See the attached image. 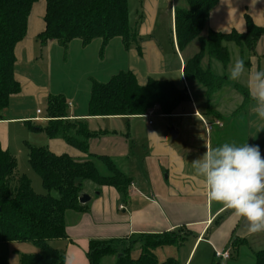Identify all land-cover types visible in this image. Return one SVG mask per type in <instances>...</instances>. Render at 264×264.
<instances>
[{
    "label": "crops",
    "instance_id": "1",
    "mask_svg": "<svg viewBox=\"0 0 264 264\" xmlns=\"http://www.w3.org/2000/svg\"><path fill=\"white\" fill-rule=\"evenodd\" d=\"M182 3L128 0L133 33L128 46L121 37H114L105 45L101 38L88 45L74 39L67 49L57 41L40 44L37 36L45 28L47 3L39 0L32 5L26 35L15 47L14 76L20 92L10 97L8 107L0 114L1 147L18 163L20 158L28 159L30 146H48L57 155L68 154L78 160L88 159L90 154L106 155L132 179L127 196L105 185L93 193L85 191L91 196L88 211L67 213V237L50 240L55 249L65 252L64 264L66 258L70 264H89L91 239L138 233L177 231L183 236L179 243L193 238L182 255L172 251L159 259L175 258L181 264H255L254 253L264 248V232L249 233L245 219L209 200L206 185L191 163L203 155L206 144L217 147L248 143L259 146L264 156V120L253 110L255 101L249 96L247 77L239 81L228 78L229 68L237 59L244 60L246 70H264V36L254 47L227 43L230 62L225 68L217 60L204 59L205 65L226 74L228 80L210 101L220 116L205 115L202 106L207 102L202 90L189 83L183 72L186 59L199 50V42L194 47V40L180 50L176 41L175 7ZM246 14L256 25L264 26V0H219L210 11L204 35L209 29L246 31ZM68 58L72 61H65ZM122 70H131L140 84L150 78L171 80L188 90L190 100L181 102L171 114L154 107L153 114L90 116L92 80L106 82ZM51 94H64L69 119L84 121L91 132L82 139V148L61 137L50 138L41 129L44 126L39 123L47 125L49 117L47 104L46 111L38 105ZM218 120L222 125L208 130L207 125ZM171 128L177 130L176 137ZM34 132L43 135L41 141ZM220 216V222L215 223ZM243 238L245 241L234 247V241ZM201 246L203 251L195 260ZM160 249L163 247L156 254ZM216 251L229 252V258L217 257ZM20 254L14 259L17 263Z\"/></svg>",
    "mask_w": 264,
    "mask_h": 264
},
{
    "label": "trees",
    "instance_id": "2",
    "mask_svg": "<svg viewBox=\"0 0 264 264\" xmlns=\"http://www.w3.org/2000/svg\"><path fill=\"white\" fill-rule=\"evenodd\" d=\"M39 0H0V114L8 107L10 97L20 92L14 76L15 47L26 35L32 5ZM219 0H182L175 7V36L178 48L184 50L194 40L199 50L188 57L184 76L202 90L207 105L204 114L220 116L210 105L211 97L228 82L226 74L215 72L206 57L219 61L225 68L230 62L229 42L241 48L254 47L264 36V26H258L246 14V31L218 32L209 29L204 35L211 9ZM45 28L37 36L41 45L57 41L67 49L74 39L88 45L101 38L105 45L121 37L126 46L132 38L129 24L128 0H46ZM190 100L186 88L171 80L150 78L140 84L131 70H122L108 81L92 80L88 101L90 116L142 115L159 107L161 113L171 114L178 105ZM48 123L43 129L50 138L61 137L73 146L83 147L82 139L91 135L82 120H70L64 94H51L47 100ZM28 161L41 177L46 194L37 193L28 176L18 175V162L0 144V243L31 242L38 247L33 253H22L17 264H64L65 252L55 249L50 240L67 237L68 212H86L89 204H81L79 195L85 192V182L112 186L127 196L132 179L106 155L90 154L78 160L68 154L57 155L48 146H30ZM105 165L106 173L99 166ZM56 194L59 198H56ZM223 216L216 219L220 222ZM179 232L138 233L124 238L91 239L87 251L89 264H102L112 256L115 264H181L175 258L160 261L156 250L178 244ZM245 239H236V243ZM139 251L137 256L134 255ZM255 264H264V248L255 253ZM0 264H10L0 257Z\"/></svg>",
    "mask_w": 264,
    "mask_h": 264
},
{
    "label": "clouds",
    "instance_id": "3",
    "mask_svg": "<svg viewBox=\"0 0 264 264\" xmlns=\"http://www.w3.org/2000/svg\"><path fill=\"white\" fill-rule=\"evenodd\" d=\"M245 76L249 96L255 101L253 110L264 120V70H246L243 59L235 60L228 78L239 81ZM205 147L203 155L191 163L206 185L209 200L245 219L249 233L264 232V156L259 146L224 143ZM66 264H70L67 258Z\"/></svg>",
    "mask_w": 264,
    "mask_h": 264
},
{
    "label": "rangeland",
    "instance_id": "4",
    "mask_svg": "<svg viewBox=\"0 0 264 264\" xmlns=\"http://www.w3.org/2000/svg\"><path fill=\"white\" fill-rule=\"evenodd\" d=\"M167 29H168V33H169V31L171 29L170 24L167 26ZM197 44H198V41L196 40L194 47L197 46ZM191 50H193V49H191ZM67 60H68V62H70V61H72V58L71 59L70 58L65 59V61H67ZM46 104H47V99L45 102L39 104L38 106L41 108L42 111H46L45 110ZM39 124L43 125L44 127L46 125L44 123H39ZM34 134H37L36 138L41 141L40 137H42L43 135H40V133H37V132L36 133L34 132ZM39 140H37V141H39ZM99 169H100L101 173H103V174L107 172V168L103 164H100ZM17 174H21V175L25 174L26 176L30 175L29 177L31 179L32 186L37 193L46 194L48 192L47 189L43 186L41 177L30 166L27 158L26 159H24V158L19 159ZM95 188H96V185L94 183H92L91 181L85 182L86 191L93 193L95 191ZM193 240L194 239L190 237L188 239V241H185L184 243L170 245L173 247H163V249H160L159 251H157L159 259H162V257H165L164 255H168V253H170L172 251L174 253H176V255H179V254L182 255L183 253H185L190 248ZM37 250H38V247L31 242L4 243L3 246H0V257H3V259L7 260L10 264H13V263H17L16 260H14V259H16L19 256V253H21V254L22 253H31L32 251L35 252ZM202 251H203V247L201 246L198 250V253H197L195 260H197L198 256L201 254ZM178 258H179V256H178ZM102 264H115V258L112 256H108L103 260Z\"/></svg>",
    "mask_w": 264,
    "mask_h": 264
},
{
    "label": "built area",
    "instance_id": "5",
    "mask_svg": "<svg viewBox=\"0 0 264 264\" xmlns=\"http://www.w3.org/2000/svg\"><path fill=\"white\" fill-rule=\"evenodd\" d=\"M166 1L171 2V3L173 2V0H166ZM148 112L150 114H153V111L151 109ZM214 125H222V123L219 120L216 121L214 124L209 123L207 125L208 130H211ZM216 256L226 259V258H229V252H227V251H216Z\"/></svg>",
    "mask_w": 264,
    "mask_h": 264
},
{
    "label": "water",
    "instance_id": "6",
    "mask_svg": "<svg viewBox=\"0 0 264 264\" xmlns=\"http://www.w3.org/2000/svg\"><path fill=\"white\" fill-rule=\"evenodd\" d=\"M171 133H172V136L176 137L177 135V130H175L174 128H171L170 129ZM91 200V196L86 193V192H81L80 195H79V202L81 204H86L88 203L89 201Z\"/></svg>",
    "mask_w": 264,
    "mask_h": 264
}]
</instances>
